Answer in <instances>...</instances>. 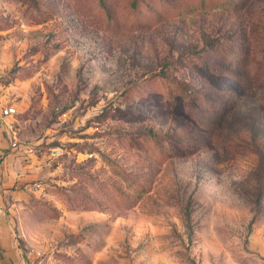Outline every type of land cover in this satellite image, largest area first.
Segmentation results:
<instances>
[{
    "label": "rangeland",
    "instance_id": "rangeland-1",
    "mask_svg": "<svg viewBox=\"0 0 264 264\" xmlns=\"http://www.w3.org/2000/svg\"><path fill=\"white\" fill-rule=\"evenodd\" d=\"M5 108L0 264H264V0H0Z\"/></svg>",
    "mask_w": 264,
    "mask_h": 264
},
{
    "label": "crops",
    "instance_id": "crops-1",
    "mask_svg": "<svg viewBox=\"0 0 264 264\" xmlns=\"http://www.w3.org/2000/svg\"><path fill=\"white\" fill-rule=\"evenodd\" d=\"M6 237L2 238L0 235V245L5 249L6 251L4 252L9 258L13 257V252L11 250L10 243L5 239ZM14 258V257H13Z\"/></svg>",
    "mask_w": 264,
    "mask_h": 264
},
{
    "label": "built area",
    "instance_id": "built-area-1",
    "mask_svg": "<svg viewBox=\"0 0 264 264\" xmlns=\"http://www.w3.org/2000/svg\"><path fill=\"white\" fill-rule=\"evenodd\" d=\"M14 113H15V110L13 108H5L4 110L0 112V118L9 117Z\"/></svg>",
    "mask_w": 264,
    "mask_h": 264
}]
</instances>
